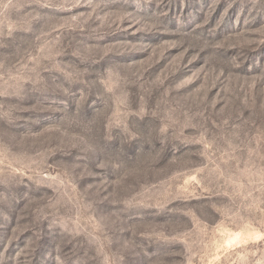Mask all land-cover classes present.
<instances>
[{
	"label": "rangeland",
	"instance_id": "1",
	"mask_svg": "<svg viewBox=\"0 0 264 264\" xmlns=\"http://www.w3.org/2000/svg\"><path fill=\"white\" fill-rule=\"evenodd\" d=\"M0 264H264V0H0Z\"/></svg>",
	"mask_w": 264,
	"mask_h": 264
}]
</instances>
